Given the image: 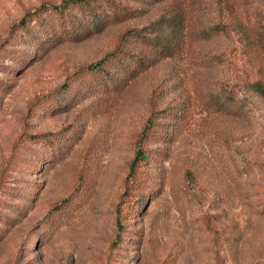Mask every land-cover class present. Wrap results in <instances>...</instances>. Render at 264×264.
I'll return each mask as SVG.
<instances>
[{
    "label": "rangeland",
    "instance_id": "374dc122",
    "mask_svg": "<svg viewBox=\"0 0 264 264\" xmlns=\"http://www.w3.org/2000/svg\"><path fill=\"white\" fill-rule=\"evenodd\" d=\"M64 1L0 0V264H264V107L240 91L264 69V0H112L134 12L55 41ZM115 48L147 58L123 89L72 77ZM149 118L166 136L134 191Z\"/></svg>",
    "mask_w": 264,
    "mask_h": 264
},
{
    "label": "trees",
    "instance_id": "16d2710c",
    "mask_svg": "<svg viewBox=\"0 0 264 264\" xmlns=\"http://www.w3.org/2000/svg\"><path fill=\"white\" fill-rule=\"evenodd\" d=\"M103 1L106 2V5L111 7L108 15L102 13L100 5L96 3L97 0H65L61 5H53L51 6V10L54 13L53 17L57 18L60 28H58L59 30L56 32L48 29L45 30V27L41 26L44 29L42 30L50 38H54L55 41L57 37L61 36V34L60 36H57L58 32L62 33L67 39H76V37L81 39L100 29L98 18L99 20L100 18L101 20L104 18L103 22H118L124 20L134 12L126 7L115 4L112 0ZM67 8L79 11L82 16H87L90 21L88 24H79V27H76L78 24L77 18L71 15V13L67 11ZM41 11L43 12V10ZM36 21L37 23L45 22V20L38 17L36 18ZM21 23V29L28 35H31L32 31L30 30L31 28H28L27 21L23 19ZM251 32V30L250 32L244 31V35L248 38L250 46H256V50H260V47L252 40L253 36ZM142 41H144L149 50L153 52H157L164 47L162 42L157 40L142 38ZM262 50L264 51V48H262ZM126 60H128L129 63H126ZM145 61H147L146 57L134 56L121 48H115L96 63L83 68L82 77H76V73H74L72 77L80 82L82 88H86V86L88 88L89 86L95 85L92 89L95 92H118L124 88L127 79L136 77L144 70L146 66ZM95 79L98 80L94 84L93 80ZM240 87L243 101H249L253 104L264 107V69L258 71L254 79L244 80ZM71 90L72 87L69 85L65 87L63 92L69 93ZM73 90L75 91L76 89ZM79 95L82 97L84 92L79 91ZM227 96L231 102L237 103V100L235 101L233 95L230 97L227 93ZM157 125H160V123L149 118L135 140V154L129 161L128 171L125 177V187L127 189L134 191L139 190L142 185V177H146V169L144 168L147 166L148 154L150 153L147 144L150 143L152 138L156 137V135L163 139L166 136V134L161 133L162 130L158 129L160 126ZM61 133L64 132L61 131L53 134L37 135L36 138L40 141L43 147L54 149L56 146L53 141L60 143Z\"/></svg>",
    "mask_w": 264,
    "mask_h": 264
}]
</instances>
